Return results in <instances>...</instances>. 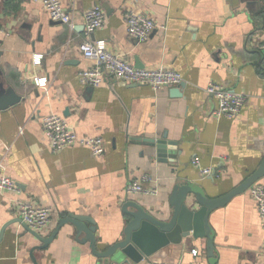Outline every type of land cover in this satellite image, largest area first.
Instances as JSON below:
<instances>
[{"label":"crops","instance_id":"0c3cea01","mask_svg":"<svg viewBox=\"0 0 264 264\" xmlns=\"http://www.w3.org/2000/svg\"><path fill=\"white\" fill-rule=\"evenodd\" d=\"M250 0H60L71 25L54 22L35 0H0V71L22 101L0 111V174L19 186L0 192V264H35L32 251L41 243L21 224L19 202L51 210L43 232L49 237L67 214L85 216L96 226V246L106 251L124 236L125 206L138 203L170 213L174 188L194 184L209 199L240 186L264 161V12ZM99 7L102 28L87 38L85 13ZM136 11L155 20L146 42L129 36L125 14ZM105 42L107 49L139 69L166 67L183 77L176 87L155 91L108 77L90 87L80 73L93 63L80 45ZM41 58L36 65L35 59ZM47 78L48 85H35ZM210 83L246 96L240 114L217 118ZM64 117L81 137H102L105 153L96 157L74 146L55 152L42 121ZM171 143L168 157L150 142ZM164 156V155H163ZM200 162V167L193 164ZM211 170L204 175L202 170ZM144 175L157 182V196L128 195ZM257 184L264 186V178ZM154 186L150 185V188ZM214 252L207 238L169 245L140 263L264 264V230L250 189L214 209L209 216ZM65 225L44 249L34 251L38 264H103L90 241ZM198 250V255L192 252Z\"/></svg>","mask_w":264,"mask_h":264},{"label":"built area","instance_id":"2783aa9c","mask_svg":"<svg viewBox=\"0 0 264 264\" xmlns=\"http://www.w3.org/2000/svg\"><path fill=\"white\" fill-rule=\"evenodd\" d=\"M39 2L50 19L65 25H71V14L65 10L60 0H35ZM85 34L90 37L95 31L102 28L106 21L105 12L95 7L89 9L85 15ZM126 28L129 36L139 42H146L157 28L154 19L130 10L125 14ZM0 35L8 36L5 29L0 28ZM264 47V46H263ZM80 51L84 58L93 65L80 73L81 81L90 87H99L105 83L108 77L134 84L146 85L155 91L167 87H178L183 83L182 75L170 68L160 67L157 69H139L130 64L124 57L114 54L107 49L105 42H95L86 39L80 45ZM35 64H41V58L35 59ZM36 86L46 88L47 78H35ZM207 92L217 101L214 115L219 118H234L238 116L246 103V96L232 93L222 85L210 83ZM42 126L53 151L58 152L64 148L80 146L88 148L96 157H102L105 153V144L102 137H81L69 125L64 117L49 115L44 117ZM193 164L200 167V162L194 160ZM204 175H210L211 170H202ZM153 184L150 188V185ZM157 182L149 175H144L140 180L131 182L127 188L130 195L157 196ZM0 192L18 193L19 186L16 181L6 175L0 174ZM251 196L257 204L259 218L264 230V186L255 184L250 189ZM17 211L20 218L30 228L37 232L46 230L51 222V210L46 207L35 206L28 202H19ZM198 255V250L192 252ZM262 253L264 255V242Z\"/></svg>","mask_w":264,"mask_h":264},{"label":"water","instance_id":"95a60500","mask_svg":"<svg viewBox=\"0 0 264 264\" xmlns=\"http://www.w3.org/2000/svg\"><path fill=\"white\" fill-rule=\"evenodd\" d=\"M259 4V10L264 12V0H250L249 6ZM184 84L172 90L174 97H181ZM22 98L17 95L11 86L2 79L0 71V111L7 110L19 104ZM156 148L160 158L168 157V150H172V144L164 140L150 142ZM166 154V156H165ZM164 155V156H163ZM264 178V161L259 169L244 181L240 186L218 199H209L203 188L194 184H178L173 191L171 199L170 213L166 211H151L138 203H131L125 206L128 224L124 230L121 241L110 246L106 251L97 250L96 224L85 216L74 214L64 215L59 225L49 237H43L39 232L30 228L21 218L4 225L2 235L6 229L14 223L21 224L30 234H32L41 245L32 251V259L36 262L34 251L44 249L50 245L65 225H71L76 233V237L82 234L87 236V241L91 242L94 254L103 264H130V262L140 263L150 258L157 251L171 244H181L185 239L197 241L207 238L211 253L214 252V232L209 225L211 212L219 207L227 205L232 198L246 192ZM216 264V260L212 261Z\"/></svg>","mask_w":264,"mask_h":264}]
</instances>
